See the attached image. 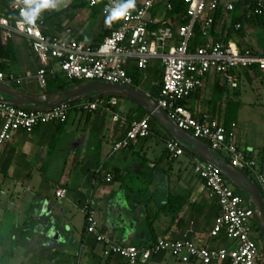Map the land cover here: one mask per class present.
I'll return each instance as SVG.
<instances>
[{"label": "crops", "instance_id": "obj_1", "mask_svg": "<svg viewBox=\"0 0 264 264\" xmlns=\"http://www.w3.org/2000/svg\"><path fill=\"white\" fill-rule=\"evenodd\" d=\"M143 1L134 0L133 9L138 10ZM220 1L233 3L236 9L232 15L221 9L211 39L229 37L227 44L264 56V23L250 15L249 0ZM168 3L161 0L152 12L159 24L167 18ZM11 6V0H0V19L13 24L17 15ZM38 15L45 22L46 35L85 41L92 47L100 46L118 26L113 19L108 23L102 5L91 8L89 0H59L55 8L41 9ZM236 16L241 28L229 32ZM172 26L182 25L173 20ZM158 63L163 70L160 60L151 68ZM57 66L54 61L49 68ZM42 68L27 38H8L0 28V72L22 80L21 85L9 86L43 94L46 89L37 78ZM236 74L239 85L231 88L221 75L210 73L203 88L187 98L184 106L197 118L210 116L234 131L237 144L257 160L264 176V73L245 69ZM144 83H157L152 72L144 74ZM119 106L120 102L112 112L133 121ZM136 107L133 102L132 110ZM2 128L0 119V134ZM152 134L115 152L125 131L111 112L102 110L75 112L64 124L42 125L32 133L16 131L0 147V264H127L88 234L82 213L87 205L102 231L113 237L121 234L119 242L125 244L145 248L159 240H189L216 250L236 247L225 233L212 235L221 207L195 173L199 158L189 152L171 158L167 141L172 138L167 136L159 150L147 143ZM108 175L113 177L110 182ZM59 189L67 190L66 198H57ZM146 264L183 263L161 253ZM217 264L232 262L225 259Z\"/></svg>", "mask_w": 264, "mask_h": 264}, {"label": "built area", "instance_id": "obj_2", "mask_svg": "<svg viewBox=\"0 0 264 264\" xmlns=\"http://www.w3.org/2000/svg\"><path fill=\"white\" fill-rule=\"evenodd\" d=\"M11 1V11L18 18L13 24L1 18L0 28L8 38L21 35L29 40L43 65L37 76L43 89L47 88L51 59L59 64L60 70L71 81H101L129 86H134V79L128 72L132 63L145 74L155 65V61L160 60L163 67L160 93L156 98L147 94L180 128L207 142L220 154H226L235 168L255 177L259 186L264 187V176L259 171L257 160L250 158L237 144L235 132L229 131L210 116L197 118L182 104L194 92L203 88L204 79L212 72L221 75L231 88L239 85L236 74L238 70L258 68L264 73V56L251 50L242 51L234 44L211 39L218 11L222 9L232 15L236 9L235 4L222 3L220 0H185L191 15L188 24L174 28L167 20H162L159 27L150 29V26L159 24L152 18V12L161 0H144L138 10L128 9L124 15L113 19L118 23L117 28L100 46L92 47L85 41L46 35L43 30L45 22L39 15L31 24L18 23L23 19L21 9L26 6L18 3V0ZM122 3V0H89L91 8L102 5L103 13L108 18ZM249 5L250 15L264 16V0H249ZM167 9L172 10L170 3ZM199 21H204L203 36L206 44L192 53L189 45ZM235 27L240 29L241 25ZM0 82L21 85L22 80L0 72ZM118 104V98L95 97L63 105L49 112H34L0 103V119L3 122L0 147L11 140L18 130L32 133L42 125L64 124L75 112L91 114L102 110L111 112L114 121L121 123L125 131L123 140L116 144L114 151L128 149L132 143L152 134V116L149 114L141 120L128 121L116 111L112 112ZM167 151L171 158L186 153L181 143L174 139L167 141ZM195 173L205 182L208 196L217 199L221 207V215L212 235L225 233L236 244L233 249L199 247L189 240H159L145 248L125 244L102 231L95 212L87 205L82 208V213L86 217L88 234L94 235L98 243L104 245L112 255L123 258L127 264H146L161 253L171 254L183 264H217L225 259H229L232 264H264L263 247L252 238L253 223L257 218L248 199L238 195L222 172L211 164L196 160ZM112 178L108 175L107 181L110 182ZM56 196L58 199L66 198L67 190L59 189Z\"/></svg>", "mask_w": 264, "mask_h": 264}, {"label": "water", "instance_id": "obj_3", "mask_svg": "<svg viewBox=\"0 0 264 264\" xmlns=\"http://www.w3.org/2000/svg\"><path fill=\"white\" fill-rule=\"evenodd\" d=\"M95 97H114L136 103L156 119L172 139L180 142L187 152L218 168L224 177L246 196L249 204L254 208L261 229L264 251V192L259 184L247 173L226 161L210 144L180 128L169 114L142 89L125 84L92 81L74 85L66 91L31 95L0 82V103L26 111L49 112L63 105ZM114 229L119 230V226H115Z\"/></svg>", "mask_w": 264, "mask_h": 264}, {"label": "trees", "instance_id": "obj_4", "mask_svg": "<svg viewBox=\"0 0 264 264\" xmlns=\"http://www.w3.org/2000/svg\"><path fill=\"white\" fill-rule=\"evenodd\" d=\"M170 4L172 6V10L168 12V15H167V18L166 20L168 21L169 25L172 26L173 24V20H176L180 25H186L189 23L190 21V18H191V15H190V12H189V4L186 3L185 0H170ZM158 8V4L157 6L155 7L154 11ZM221 13V10L218 11V13L216 14V19L219 16V14ZM155 14V13H154ZM259 20L260 23H264V16H259L257 17ZM13 21L12 23L15 22V20H11ZM239 22V19L238 17L236 16L234 18V21H233V27L229 29V32L233 31L235 25H237ZM160 24H156L154 26H150V29H155L157 27H159ZM203 31H204V21H199L196 26H195V29H194V38L193 40L190 42V45H189V49H190V52L192 53H195L198 51V49L202 46H204L206 44V39L204 38L203 36ZM212 35H213V31H212ZM228 38L222 40L224 41L225 43L228 42ZM214 41H221L219 39H215ZM55 61V60H54ZM52 64V63H51ZM53 71V70H52ZM250 72H258L259 69L258 68H252L251 70L249 69ZM128 72L129 74L132 76V78L134 79V86L137 87V88H141L142 90L144 91H147V93L149 92L150 95L153 97V98H156L159 93H160V90H161V84H162V80H163V70L159 68V63L157 64L156 67L154 68H150L148 70V72H152L154 74V77L157 81V86H152L150 85L149 83H144V73L141 72L137 67H134V68H129L128 69ZM60 73L63 74V72L60 70ZM50 74L51 77H55L57 78L58 74H55L54 72H51L50 70V73H49V70H48V75ZM47 75V76H48ZM67 78V77H66ZM68 79V78H67ZM60 79H54L51 83V85H53L55 88L53 89L54 91H50L49 90V81L47 80L48 84H47V93H54V92H58V91H66L67 89H69L70 87H68V82L67 81H71V80H65V81H59ZM73 83V86L74 85H78V84H81L83 82H78V81H71ZM147 87V88H146ZM148 89V90H147ZM43 94H46V93H43ZM182 104L184 105L185 102H182ZM149 115L147 112H146V116ZM152 120H153V117H152ZM187 152V151H186ZM226 161H228L227 158H224ZM200 160V159H198ZM232 186V184H231ZM235 192H238V195L239 193L241 194V196L243 197H246L241 191H239L238 189H236ZM120 257V256H118Z\"/></svg>", "mask_w": 264, "mask_h": 264}, {"label": "rangeland", "instance_id": "obj_5", "mask_svg": "<svg viewBox=\"0 0 264 264\" xmlns=\"http://www.w3.org/2000/svg\"><path fill=\"white\" fill-rule=\"evenodd\" d=\"M234 1L238 3L241 0H234ZM17 18H18V16H17ZM50 62L53 63L54 60L51 59ZM48 70H49V73H50V68H48ZM52 70H53V72L55 74H58L57 75L58 76L57 78L60 79L59 81H61V80L62 81H65V80L67 81L68 80L64 74L60 73V68L58 66L52 68L51 71ZM57 78L51 77L50 74L47 76V80L49 81V90L50 91H54L53 89L55 87L53 85H51V83H52V81L54 79H57ZM67 82H68V87L71 88L73 86V83L71 81H67ZM42 93H47V90H42ZM119 102H120L119 108L122 109V111L125 114H127L128 116H130L132 118V120H134V121L135 120H141L143 117L146 116V111L142 107H140L139 105L134 110H132V105H133V102L132 101L126 100V99H119ZM110 118H111V116H110ZM151 124H152V128H153V134L147 140V143L149 145H151V146L152 145L153 146L155 145V148L156 149H159V150L160 149H163L164 148V144H165V141L164 140H165V138L167 136H169V134L167 133V131L163 128V126L156 119L153 118ZM224 155H226V154H224ZM253 179L256 180L255 177ZM231 187L236 191V188L233 185ZM236 193L238 194V192H236ZM239 195H241V194L239 193ZM114 238H115V240L120 241V240H122L123 237H122L121 234L116 233L114 235ZM252 238L254 240L258 241V242H262L260 225H256V226L253 227ZM263 255H264V251H263Z\"/></svg>", "mask_w": 264, "mask_h": 264}, {"label": "clouds", "instance_id": "obj_6", "mask_svg": "<svg viewBox=\"0 0 264 264\" xmlns=\"http://www.w3.org/2000/svg\"><path fill=\"white\" fill-rule=\"evenodd\" d=\"M59 0H18V3H22L26 7L21 9L22 21L18 23H33L41 9L55 8ZM134 7V0H125L124 3L118 5V7L112 11L108 23L111 19H115L124 15L128 9Z\"/></svg>", "mask_w": 264, "mask_h": 264}]
</instances>
